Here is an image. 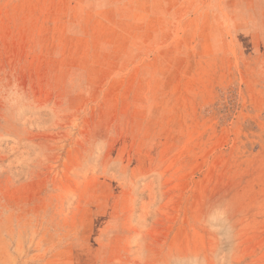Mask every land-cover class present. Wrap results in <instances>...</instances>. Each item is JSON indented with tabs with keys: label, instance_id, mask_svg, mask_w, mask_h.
Masks as SVG:
<instances>
[{
	"label": "rangeland",
	"instance_id": "rangeland-1",
	"mask_svg": "<svg viewBox=\"0 0 264 264\" xmlns=\"http://www.w3.org/2000/svg\"><path fill=\"white\" fill-rule=\"evenodd\" d=\"M0 264H264V0H0Z\"/></svg>",
	"mask_w": 264,
	"mask_h": 264
}]
</instances>
